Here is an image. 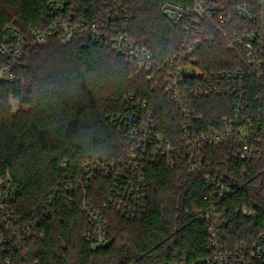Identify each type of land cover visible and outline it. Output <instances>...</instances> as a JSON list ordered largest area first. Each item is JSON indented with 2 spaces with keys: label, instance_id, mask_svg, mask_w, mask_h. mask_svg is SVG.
<instances>
[{
  "label": "trees",
  "instance_id": "1",
  "mask_svg": "<svg viewBox=\"0 0 264 264\" xmlns=\"http://www.w3.org/2000/svg\"><path fill=\"white\" fill-rule=\"evenodd\" d=\"M52 1L64 2L74 18L103 21L104 0H0V43L3 28L12 22L25 37L32 27L47 24ZM117 1L128 9L129 35L158 62L200 42L188 58L196 70L236 66L234 54L210 25L201 22L199 32L188 33L185 20L173 24L160 11L163 2L188 8L191 0ZM85 40L76 37L62 45L53 38L46 46H30L12 79L0 81V185L8 180L16 190V227L33 228L18 244L0 214V264H207L212 255L209 227L193 212L207 207L202 200L204 175L212 173L228 172L237 182L229 206L255 213L253 218H231L222 231L224 249L234 252L264 233V158L254 164L236 162L231 169L212 163L195 174L182 151L172 168L160 159L146 161L147 198L139 220L105 208L109 179L97 177L89 184L88 199L108 221L111 239L106 247L92 248L84 237L88 224L80 210L82 194L65 190V175L79 178L87 163L127 156L130 146L119 118L135 102L151 111L161 137L176 147L182 137L181 115L163 84L154 89L148 73L133 61L90 42L83 46ZM6 61L0 55V63ZM201 103L207 126L228 115L225 97L203 98ZM194 104L199 112V99Z\"/></svg>",
  "mask_w": 264,
  "mask_h": 264
},
{
  "label": "built area",
  "instance_id": "2",
  "mask_svg": "<svg viewBox=\"0 0 264 264\" xmlns=\"http://www.w3.org/2000/svg\"><path fill=\"white\" fill-rule=\"evenodd\" d=\"M191 3L190 7L184 8L163 2L160 11L173 24L185 20L188 33L199 32L201 22L210 25L227 50L234 54L236 66L213 72L196 70L193 64H188V58L200 47V42L187 44L184 53L158 62L127 32L128 9L117 0H104L103 21L98 24L74 18L64 2L52 1L47 8L48 23L32 27L27 37L14 22L3 28L0 55L7 61L0 63V81L12 79L13 69L30 46H46L53 38L67 45L74 38L83 37L87 39L82 42L83 46L90 42L133 61L148 73L154 89L162 83L181 115L182 145L176 147L157 132L153 115L145 104L132 103L127 114L119 118L120 124L116 121L128 137L127 156L116 161L87 163L82 166L79 178L65 175V190L82 194L80 210L88 224L84 237L94 249L106 247L111 242L108 221L92 206L87 195L89 184L97 177L111 182L105 208L113 209L124 218L139 220L145 213V163L148 159L163 160L172 168L183 151L190 172L199 174L212 163H223L231 169L230 165L236 162L254 164L264 158V0H191ZM210 97H225L228 115L207 126L201 114V100ZM198 99L199 112L194 104ZM124 101L128 104L129 99ZM60 167L64 168L65 162ZM229 174L204 175L207 190L202 200L207 207L203 212H193L197 220L209 227L212 255L205 262L264 264V233L252 243H241L234 252L226 251L221 243L222 231L232 217L255 216L249 207L228 205L237 189V182ZM15 197L16 190L8 180L1 183L0 214L6 219V230L20 244L32 234L33 228L31 225L21 229L16 227Z\"/></svg>",
  "mask_w": 264,
  "mask_h": 264
},
{
  "label": "rangeland",
  "instance_id": "3",
  "mask_svg": "<svg viewBox=\"0 0 264 264\" xmlns=\"http://www.w3.org/2000/svg\"><path fill=\"white\" fill-rule=\"evenodd\" d=\"M12 106H13V109H14V110H17V103H16V102L13 101V102H12Z\"/></svg>",
  "mask_w": 264,
  "mask_h": 264
}]
</instances>
